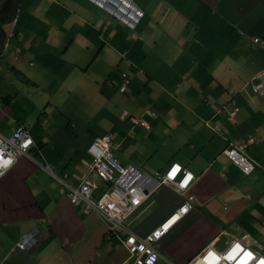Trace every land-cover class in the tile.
I'll use <instances>...</instances> for the list:
<instances>
[{
	"label": "crops",
	"instance_id": "crops-1",
	"mask_svg": "<svg viewBox=\"0 0 264 264\" xmlns=\"http://www.w3.org/2000/svg\"><path fill=\"white\" fill-rule=\"evenodd\" d=\"M135 2L143 15L129 30L89 0H13L0 133L24 125L34 144L0 178V264H131L126 231L72 205L56 178L89 180L97 198L105 185L87 148L106 132L122 165L154 175L179 163L194 174L187 193L161 185L124 220L144 235L195 196L157 243L155 264H189L230 240L264 255V0ZM248 138L245 174L222 150ZM35 228L37 245L15 253Z\"/></svg>",
	"mask_w": 264,
	"mask_h": 264
},
{
	"label": "built area",
	"instance_id": "built-area-1",
	"mask_svg": "<svg viewBox=\"0 0 264 264\" xmlns=\"http://www.w3.org/2000/svg\"><path fill=\"white\" fill-rule=\"evenodd\" d=\"M132 27L142 15L138 9L132 8ZM258 38H254L257 42ZM257 77L264 79V71ZM128 77L122 73V83L119 91L124 92ZM234 109L230 113L232 118ZM147 113H153L147 110ZM126 112L122 117L125 118ZM132 122L141 121L130 119ZM214 130L217 126H213ZM111 132H106L96 137L88 146L87 151L91 156L90 168L93 173L105 183V188L98 196L92 197L95 185L88 180L82 181L79 186H69L64 177H57L62 185L60 192L65 194L70 203L82 204L85 213L96 212L103 218L110 231L122 229L126 236L122 244L128 253L131 264H155L159 258L157 243L165 236L197 202L193 194H188L181 205L170 216L160 222L155 228L144 235L137 234L124 226V220L143 200L153 193L159 186L167 185L181 194L187 193L194 174L179 163H171L164 172H155L154 175L142 172L132 165H122L110 148ZM253 138H248L240 144L231 143L227 145L222 153L232 160L242 172L248 174L253 169V163L242 153L248 144L253 143ZM34 141L24 125H18L9 135L0 133V177L11 168L19 157L25 156ZM45 169L50 166L45 164ZM190 177V179H189ZM38 234L35 230L23 235L16 243L15 251L27 254L36 245ZM264 257L251 250L239 241L231 240L224 250L217 251L210 244L198 252L189 264H262Z\"/></svg>",
	"mask_w": 264,
	"mask_h": 264
},
{
	"label": "clouds",
	"instance_id": "clouds-1",
	"mask_svg": "<svg viewBox=\"0 0 264 264\" xmlns=\"http://www.w3.org/2000/svg\"><path fill=\"white\" fill-rule=\"evenodd\" d=\"M90 2H92L93 4H95L96 6H98L99 8H101L102 10H104L106 13H108L119 25H121L122 27H124V28H126V29H129V30H133L134 29V27H135V25L137 24V22L139 21V19L141 18V16L143 15V9L135 2V0H89ZM132 8H134V9H138V10H140L141 12H142V15L140 16V18L138 19V21L132 26V27H130L129 25L132 23V21H133V15L132 14H130L131 12H132ZM13 20V19H12ZM14 35V32H11V33H9V35H8V37H7V39H5V42H4V45H3V48L5 47V45H6V43L8 42V40L12 37ZM121 83H122V81H121ZM120 86V85H119ZM118 90H119V87H118ZM122 93V92H121ZM33 139V138H32ZM34 141V140H33ZM34 144V143H33ZM91 144V143H90ZM33 146V145H32ZM31 146V147H32ZM27 154V153H26ZM22 157V156H21ZM19 159V158H18ZM17 162V161H16ZM16 164V163H15ZM14 164V165H15ZM13 165V166H14ZM12 166V167H13ZM11 167V168H12ZM11 168H9L1 177H3ZM93 172V171H92ZM0 177V178H1ZM97 177V176H96ZM98 178V177H97ZM100 179V178H99ZM101 180V179H100ZM82 181H84V180H82ZM82 181H80V183L82 182ZM89 181V180H88ZM102 181V180H101ZM103 182V181H102ZM104 183V182H103ZM95 185V184H94ZM104 185H105V183H104ZM79 186V185H78ZM106 186V185H105ZM75 187H77V186H75ZM95 188H96V186H95ZM65 195V194H64ZM66 196V195H65ZM100 196V195H99ZM93 197V196H92ZM98 198V197H97ZM69 200V199H68ZM70 202V201H69ZM72 204V203H71ZM72 205H74V204H72ZM78 205V204H77ZM137 209V208H136ZM135 209V210H136ZM134 210V211H135ZM133 211V212H134ZM132 212V213H133ZM131 213V214H132ZM131 214H129L126 218H128ZM183 217V216H182ZM179 221V220H178ZM124 223V222H123ZM124 226H125V223H124ZM33 230H35V229H33ZM33 230H31L30 232H32ZM36 231H37V229H36ZM30 232H27L26 234H28V233H30ZM37 234H38V232H37ZM23 235H25V234H23ZM22 235V236H23ZM21 236V237H22ZM126 236V235H125ZM20 237V238H21ZM19 238V239H20ZM19 239H18V241H19ZM17 241V242H18ZM38 241H39V235H38ZM38 241H37V243H38ZM231 241V240H230ZM229 241V242H230ZM234 241H236V240H234ZM16 242V243H17ZM228 242V243H229ZM37 243H36V245H37ZM243 244V243H242ZM35 245V246H36ZM209 244H207L206 246H208ZM228 245V244H227ZM226 245V246H227ZM34 246V247H35ZM206 246H204V247H206ZM210 246L211 247H213L212 245H211V243H210ZM225 246V247H226ZM33 247V248H34ZM203 247V248H204ZM225 247H224V249H225ZM15 248H16V244H15V247L13 248V251L15 252V253H17V254H22V255H27L29 252H31V251H29L27 254H25V253H19V252H17V251H15ZM32 248V249H33ZM202 248V249H203ZM214 248V247H213ZM249 248V247H248ZM223 249V250H224ZM216 250V249H215ZM252 250V249H251ZM222 251V250H221ZM220 251V252H221ZM254 251V250H253ZM256 252V251H255ZM198 253V252H197ZM197 253H195L194 254V256L197 254ZM258 253V252H257ZM259 254V253H258ZM260 255H262V254H260ZM193 256V257H194ZM263 257H264V255H262Z\"/></svg>",
	"mask_w": 264,
	"mask_h": 264
},
{
	"label": "trees",
	"instance_id": "trees-1",
	"mask_svg": "<svg viewBox=\"0 0 264 264\" xmlns=\"http://www.w3.org/2000/svg\"><path fill=\"white\" fill-rule=\"evenodd\" d=\"M2 2V3H1ZM0 57L3 50V45L6 38V32L3 28V24L6 22H11L14 15V4L13 0H0Z\"/></svg>",
	"mask_w": 264,
	"mask_h": 264
},
{
	"label": "rangeland",
	"instance_id": "rangeland-1",
	"mask_svg": "<svg viewBox=\"0 0 264 264\" xmlns=\"http://www.w3.org/2000/svg\"><path fill=\"white\" fill-rule=\"evenodd\" d=\"M133 217V215H131L128 219H131Z\"/></svg>",
	"mask_w": 264,
	"mask_h": 264
},
{
	"label": "snow or ice",
	"instance_id": "snow-or-ice-1",
	"mask_svg": "<svg viewBox=\"0 0 264 264\" xmlns=\"http://www.w3.org/2000/svg\"><path fill=\"white\" fill-rule=\"evenodd\" d=\"M189 179H190V177H189ZM262 264H264V262H262Z\"/></svg>",
	"mask_w": 264,
	"mask_h": 264
}]
</instances>
